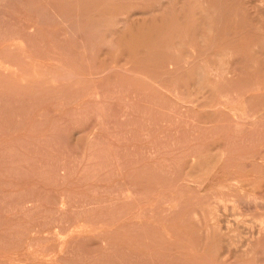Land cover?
<instances>
[{
  "label": "rangeland",
  "instance_id": "1",
  "mask_svg": "<svg viewBox=\"0 0 264 264\" xmlns=\"http://www.w3.org/2000/svg\"><path fill=\"white\" fill-rule=\"evenodd\" d=\"M263 2L0 0V264H264Z\"/></svg>",
  "mask_w": 264,
  "mask_h": 264
},
{
  "label": "bare ground",
  "instance_id": "2",
  "mask_svg": "<svg viewBox=\"0 0 264 264\" xmlns=\"http://www.w3.org/2000/svg\"><path fill=\"white\" fill-rule=\"evenodd\" d=\"M261 1H262V0H261ZM5 2H6V1H5ZM250 2H251V1H250ZM263 3H264V2H263ZM131 8H133V7H131ZM195 8H196V7H195ZM200 8H202V7H200ZM200 8H198V9H200ZM128 9H129V7H127V11H128ZM196 9H197V8H196ZM190 10H193V9H190ZM201 10L203 11V8H202ZM129 11H130V10H129ZM131 11H132V9H131ZM128 13H129V12H128ZM196 13H197V12H196ZM202 13H203V12H202ZM204 13H205V12H204ZM198 14L201 15V11H200V13H197V15H198ZM194 15H195V13H194ZM38 16H39V15H38ZM119 16H120V15H119ZM188 16H189V15H188ZM201 16H202V15H201ZM125 17H127V16H125ZM44 18H45V17H44ZM48 18H49V17H48ZM180 18H181V17H180ZM202 18H203V17H202ZM202 18H201V19H202ZM204 18H205V17H204ZM204 18H203V20H205ZM188 19H189V18H188ZM66 20H67V19H66ZM203 20H202V21H203ZM206 20H207V17H206ZM208 20H209V17H208ZM208 20H207V21H208ZM188 21H189V20H188ZM196 21H197V20H196ZM202 21H201V22H202ZM130 22H131V21H130ZM201 22H200V23H201ZM204 22H205V21H204ZM210 22H211V21H209L208 23H210ZM135 23H136V22H135ZM176 23H177V22H176ZM188 23H189V22H188ZM202 23H203V22H202ZM202 23H201V24H202ZM205 23H207V22H205ZM208 23H207V24H208ZM44 24H45V23H44ZM174 24H175V23H174ZM174 24H172V25H174ZM179 24H180V23H179ZM190 25H191V24H190ZM210 25H211V24H210ZM210 25H209V26H210ZM182 26H184V25H182ZM207 26H208V25H207ZM178 27H179V26H178ZM178 27H177V28H178ZM187 27H188V26H187ZM211 27H212V26H211ZM211 27H209V29H211ZM14 28H15V27H14ZM198 29H199V27H198ZM241 29H242V28H241ZM243 29H245V28H243ZM243 29H242V31H243ZM206 30H207V29H206ZM201 31H202V28H201L200 32H201ZM203 31H204V28H203ZM203 31H202V32H203ZM207 31H208V30H207ZM242 31H241V32H242ZM13 32H14V31H13ZM151 32H152V31H151ZM31 33H32V32H31ZM33 33H34V32H33ZM152 33H153V32H152ZM205 33H206V31H205ZM207 33H208V32H207ZM207 33H206V35L209 34V33H208V34H207ZM140 34H141V33H140ZM241 34H243V32H242ZM126 35H127V34H126ZM200 35H201V33H200V34L198 33V37H199ZM204 35H205V34H204ZM228 35H229V34H228ZM15 36H16V35H15ZM19 36H20V35H19ZM139 36H140V35H139ZM141 36H142V35H141ZM176 36H177V35H176ZM31 37H32V36H31ZM201 37H202V35H201ZM201 37H200V38H201ZM205 37H206V38H205ZM205 37L201 38V41H202L203 39H204V40H207V36H205ZM10 38H11V37H10ZM225 38H226V37H225ZM1 39H2V38H1ZM7 39H8V38H7ZM34 39H35V38H34ZM165 39H166V38H165ZM177 39H178V37H177ZM177 39H176V43H177V41H178ZM190 39H191V38H190ZM219 39H220V37H219ZM222 39H223V38H222ZM226 39H227V38H226ZM226 39H224V40H226ZM228 39H229V38H228ZM12 40H13V39H12ZM171 40H172V39H171ZM179 40H180V39H179ZM198 40H199V39H198ZM217 40H218V39H217ZM224 40H223V41H224ZM257 40H258V39H256V41H257ZM192 41H193V40H192ZM201 41H200V44H201V46H202ZM218 41H219V40H218ZM220 41H221V43H223V41H222L221 39H220ZM220 41H219V42H220ZM256 41H255V42H256ZM189 42H190V41H189ZM202 42H204V41H202ZM219 42H216V41H215V42H214V45H215L216 43L218 44ZM224 42H225V41H224ZM229 42H231V41H229ZM259 42H260V41L258 40V44H259ZM2 43H4V42H2ZM2 43H1V44H2ZM183 43H184V42H183ZM183 43H182V44H183ZM193 43H194V42H193ZM193 43H191V44H193ZM204 43H205V42H204ZM211 43H213V41H212ZM211 43H210V45H211ZM221 43H220V44H221ZM227 43H228V42H227ZM227 43H226V45H227ZM232 43H233V42H232ZM237 43H238V42H237ZM253 43H254V42H253ZM256 43H257V42H256ZM129 44H130V43H129ZM165 44H166V43H165ZM179 44H180V42H179ZM207 44H209V43H207ZM207 44H205V45H207ZM229 44H230V43H229ZM239 44H240V46H239ZM239 44H237L239 48H238L237 45H236V47L238 48V49H237V48H236V49H237L238 52L240 53V51L243 50V48H242L241 50H239V49H240L241 45H243V44H241V43H239ZM246 44H247V43H246ZM133 45H134V44H133ZM135 45H136V44H135ZM205 45H204V48H205V50H206L207 46L205 47ZM210 45H208V46H210ZM221 45H222V44H221ZM221 45H219V46L217 45L218 48H219ZM232 45H233V44H232ZM3 46H4V45H3ZM197 46H198V45H197ZM199 46H200V45H199ZM201 46H200V47H201ZM223 46H225V45H222L221 47H223ZM245 46H246V45H245ZM31 47H32V46H31ZM133 47H134V46H133ZM163 47H164V46H163ZM190 47H191V49H192V50H190L191 53H192V52H196V50H197L196 48H197V47H194L193 45H192V46L190 45ZM190 47H188V48L190 49ZM202 47H203V46H202ZM225 47H228V46H225ZM225 47H224V48H225ZM231 47L234 48V47H235V43H234V45L231 46ZM242 47H243V46H242ZM248 47H249V46H247V49H248V51H249V48H250V47H249V48H248ZM251 47H252V46H251ZM257 47H260V49L262 48V50H264V49H263V48H264L263 44H262V46L257 45ZM166 48H167V47H166ZM166 48H165V49H166ZM177 48H180V47H177ZM208 48H209V47H208ZM211 48H212V47H211ZM215 48H216V46H215ZM218 48H216V52L213 53L214 55H216L215 53H218L217 51L220 52V50H217ZM233 48H231V49L233 50V52H235V49H233ZM244 48H245V47H244ZM184 49L187 50L186 47H185ZM220 49H221V48H220ZM253 49H254V46L252 47V49L250 48V50H253ZM166 50H167V49H166ZM166 50H165V51H166ZM171 50H172V49H171ZM174 50H175V53H176V49H174ZM198 50H199V49H198ZM208 50H209V49H208ZM211 50H213V49H211ZM225 50H227V49L225 48ZM225 50L221 49V52H220V53H222V51H223L224 53H227V52H225ZM228 50H230V48H228ZM228 50H227V51H228ZM232 50H231V51H228V52H232ZM64 51H65V50H64ZM213 51H214V50H213ZM246 51H247V50H246ZM167 52H169V51H167ZM172 52H173V50H172ZM259 52H260V51H259ZM169 53H170V52H169ZM184 53H185V52H184ZM196 53H198V52H196ZM210 53H212V51H211ZM210 53H209V54H210ZM236 53H237V52H236ZM242 53H243V52H242ZM242 53H240V54L242 55ZM252 53H253V52H252ZM33 54H34V53H33ZM177 54H178V53H177ZM177 54H176V55H177ZM206 54H208V51L206 52ZM218 54H219V53H218ZM222 54H223V53H222ZM243 54L245 55V53H243ZM247 54H248V52H247ZM186 55H190V54H189V51H188V54H186ZM194 55H195V54H194ZM200 55H201V54H200ZM200 55H199V53H198L197 56L200 57ZM251 55H252V54H251ZM202 56H204V54H202ZM253 56H254V55H253ZM177 57H178V56H177ZM194 57H195V56H194ZM214 57H215V56H214ZM186 58H187V57H186ZM179 59H180V58H179ZM192 59H193V58H192ZM53 60H54V59H53ZM52 63H53V62H52ZM48 66H49V65H48ZM119 67H121V66H119ZM160 70H161V69H160ZM110 71H111V70H110ZM96 76H97V75H96ZM70 78H71V77H70ZM260 85L263 86V84H260ZM256 86H257V85H256ZM262 86H261V89L264 88V87H262ZM253 87H254V86H253ZM253 87H252V88H253ZM256 88H257V87H256ZM256 88L254 87V90H255V91H259V90H260L259 88H258V89H256ZM251 90H253V89H251ZM254 94H255V93H254ZM252 95H253V94H252ZM260 95H261V92H260ZM178 96H179V95H178ZM261 100H262V99H261ZM101 105H102V104H101ZM99 106H100V105H99ZM262 109H263V108H262ZM260 112H261V111H260ZM246 128H247V127H246ZM92 137H93V136H92ZM245 139H246V138H245ZM204 153H205V152H204ZM195 159H197V158H195ZM56 168H57V167H56ZM200 191H201V190H200ZM229 249H230V248H229Z\"/></svg>",
  "mask_w": 264,
  "mask_h": 264
}]
</instances>
